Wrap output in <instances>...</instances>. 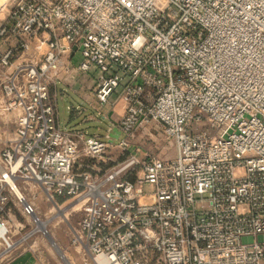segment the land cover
Masks as SVG:
<instances>
[{
	"label": "built area",
	"instance_id": "1",
	"mask_svg": "<svg viewBox=\"0 0 264 264\" xmlns=\"http://www.w3.org/2000/svg\"><path fill=\"white\" fill-rule=\"evenodd\" d=\"M4 11L0 36L17 45L0 51V264L30 240L10 206L16 195L36 215L18 194L30 185L51 203L82 199L74 243L96 264H264V0H6ZM75 73L95 75L100 104H122L118 138L58 125L50 90ZM153 124L175 158L138 156Z\"/></svg>",
	"mask_w": 264,
	"mask_h": 264
},
{
	"label": "rangeland",
	"instance_id": "2",
	"mask_svg": "<svg viewBox=\"0 0 264 264\" xmlns=\"http://www.w3.org/2000/svg\"><path fill=\"white\" fill-rule=\"evenodd\" d=\"M5 1L6 0H0V2ZM79 76L86 75L75 73L68 82L63 84V86L58 85L60 86L58 95L67 98V95L69 96L70 93L77 90H72V86H75V84H71L70 81H74L75 77ZM94 77L95 75L93 77L91 76L90 80L95 81ZM67 103L70 105L69 112H76L77 114L81 112L82 109L80 107H72L69 101H67ZM149 131L154 133V135L147 134ZM107 136V134H103V136L99 135V137L102 138H106ZM133 143L134 147L140 149L138 155L140 157L150 155L163 160H170L177 156L176 143L174 140H167L162 133V127L156 124L150 126L148 131H140ZM108 156H112L117 163H120L128 157V154H123L118 149H113L109 152ZM114 165H116V163H111L110 167ZM37 189L38 187L30 185L26 189L22 188L21 193L26 196L29 201L35 203L37 208L36 216L41 221L40 225L36 222L34 217L22 214V204L18 202L16 195H12V217L16 222L22 223L25 226V229L21 230L18 236L25 233L31 234L29 241L37 242L42 250H46V254L54 256L55 264H96L87 251L74 243V231L78 229V224L82 216V199L76 198L64 201L63 198H56V203H51L46 200L45 194L41 192L40 189H38L39 191L37 192ZM42 224L44 228L41 227L43 226ZM44 230L47 231V234L44 233ZM52 241L56 244L60 252L55 248ZM62 255L65 258H63Z\"/></svg>",
	"mask_w": 264,
	"mask_h": 264
},
{
	"label": "crops",
	"instance_id": "3",
	"mask_svg": "<svg viewBox=\"0 0 264 264\" xmlns=\"http://www.w3.org/2000/svg\"><path fill=\"white\" fill-rule=\"evenodd\" d=\"M2 2H0L1 4ZM7 18V12H0V26L4 24ZM17 39L11 35L0 36V51L4 52L10 46H16ZM15 60V64L18 63ZM77 78V79H76ZM90 76L75 77L74 81H70L73 93L64 98L58 95L60 86L52 87L50 90L51 97L57 102V123L62 128L81 129L90 135H110L112 130H116L118 123L123 115V106L120 105H103L94 97L92 90L95 81L90 80ZM67 101L72 107L81 108V112H69ZM74 105V106H73ZM85 165L91 167L93 161L86 160ZM39 190L37 189V192ZM42 192V191H41ZM11 206V205H10ZM22 212V208H21ZM23 214V212H22ZM24 215V214H23ZM54 256L46 254V250H42L37 242H26L18 247L12 256L4 264H55Z\"/></svg>",
	"mask_w": 264,
	"mask_h": 264
},
{
	"label": "water",
	"instance_id": "4",
	"mask_svg": "<svg viewBox=\"0 0 264 264\" xmlns=\"http://www.w3.org/2000/svg\"><path fill=\"white\" fill-rule=\"evenodd\" d=\"M116 132V135H114V137L115 138H118V136H119V131L118 130H116L115 131ZM34 218L36 219V222L40 225L41 223V221H40V219L35 215L34 216ZM44 233H46L47 234V231L46 230H44ZM258 241L259 242H264V235H261V236H259L258 237ZM52 243H53V241H52ZM53 245L55 246V248H57L58 249V247L56 246V244L55 243H53ZM58 251H59V249H58ZM60 252V251H59ZM63 256V255H62ZM63 258H65L64 256H63ZM67 262V261H66ZM68 263V262H67Z\"/></svg>",
	"mask_w": 264,
	"mask_h": 264
},
{
	"label": "bare ground",
	"instance_id": "5",
	"mask_svg": "<svg viewBox=\"0 0 264 264\" xmlns=\"http://www.w3.org/2000/svg\"><path fill=\"white\" fill-rule=\"evenodd\" d=\"M20 192V191H19ZM18 194H22L21 192L20 193H18ZM43 225V224H42ZM42 228H44V225L43 226H41ZM96 260H98V264H107L106 263V261L104 260V259H102V258H98V259H96Z\"/></svg>",
	"mask_w": 264,
	"mask_h": 264
}]
</instances>
